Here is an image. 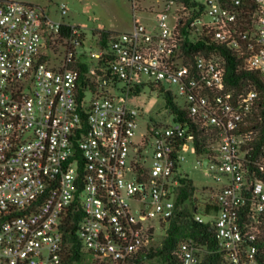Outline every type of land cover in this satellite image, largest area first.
<instances>
[{"label":"built area","instance_id":"1","mask_svg":"<svg viewBox=\"0 0 264 264\" xmlns=\"http://www.w3.org/2000/svg\"><path fill=\"white\" fill-rule=\"evenodd\" d=\"M155 1L150 25L133 0L132 30L99 34L87 54L74 26L0 0V264H61L72 227L99 264H169L148 255L157 223L167 232L184 209L209 224L221 264H264V141L247 128L258 92L228 87L217 48L264 79V0ZM145 89L170 95L183 120L167 108L172 122L138 133ZM190 145L218 186L180 202ZM206 253L186 237L170 263Z\"/></svg>","mask_w":264,"mask_h":264},{"label":"rangeland","instance_id":"2","mask_svg":"<svg viewBox=\"0 0 264 264\" xmlns=\"http://www.w3.org/2000/svg\"><path fill=\"white\" fill-rule=\"evenodd\" d=\"M31 3L45 9L46 13L54 20L65 22L78 28V31L85 36L83 45L79 48L87 52L97 51V40L100 31L112 33H123L131 31L133 28V0H18ZM204 1V0H201ZM61 5L65 6L66 13L61 14ZM137 17L145 24L154 15L143 11L144 8L152 7L155 12L161 9V3L155 0H138ZM174 89V87H172ZM135 107L143 114L139 118L138 133H144L150 121L165 123L172 122V117L167 114V105L162 94L150 93L148 89L133 102ZM185 160L182 161L181 171L185 172L195 186L194 197L199 200L206 199L211 189L217 188V182L213 177V170L207 174L201 163V157L194 151L193 145L184 152ZM204 189V190H203ZM201 213V210L199 209ZM202 214V213H201ZM205 220L210 217L203 214ZM167 225L159 228L157 223L156 230L158 239L153 245H161L166 234ZM75 264H99L92 261L87 254L80 263ZM150 264H156L154 262Z\"/></svg>","mask_w":264,"mask_h":264},{"label":"trees","instance_id":"3","mask_svg":"<svg viewBox=\"0 0 264 264\" xmlns=\"http://www.w3.org/2000/svg\"><path fill=\"white\" fill-rule=\"evenodd\" d=\"M74 28L78 29L74 26ZM68 29H71L69 27ZM112 32L109 31H100L101 41L106 42L107 37ZM201 44H191V46L197 49ZM217 47L215 45L210 46ZM226 60V82L228 87L233 91L248 90L254 88L258 92V98L251 114V117L248 121L247 128H254L258 136L262 141H264V79L257 73L252 71H247L242 68H239V61L237 58L231 54V52L222 47H217ZM85 69V64L81 65ZM167 108H171L173 111H177L180 116V119L184 118L183 113L178 111L170 95L164 96ZM200 135V134H199ZM205 139L207 134L202 135ZM196 151L198 154L203 151L202 146L198 141L195 143ZM186 188H183L181 195L179 196V201H184L189 197L195 190L193 182L188 179ZM75 227L71 228V231L68 232L65 239L67 242V247L65 253L62 257L61 264H75L80 263L85 256V252L82 249L81 243L77 236L74 233ZM191 237L197 243L204 245L207 250L212 251V253H206L203 257L202 264H221V257L218 253L214 252L216 242L212 237L211 229L209 224L199 223L192 218V213L187 209L178 211L174 218L169 222V227L167 229L166 235L163 238L162 244L156 250L151 248V251L148 255L149 258L154 256H159L162 263L168 262L171 260V251L175 246L184 238Z\"/></svg>","mask_w":264,"mask_h":264},{"label":"water","instance_id":"4","mask_svg":"<svg viewBox=\"0 0 264 264\" xmlns=\"http://www.w3.org/2000/svg\"><path fill=\"white\" fill-rule=\"evenodd\" d=\"M207 163H208V159L205 158V159L203 160V167H206Z\"/></svg>","mask_w":264,"mask_h":264}]
</instances>
